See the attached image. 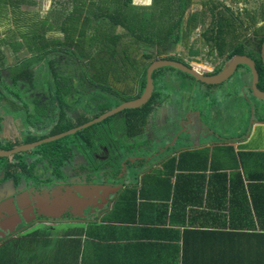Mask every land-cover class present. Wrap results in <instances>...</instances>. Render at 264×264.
Segmentation results:
<instances>
[{
  "label": "crops",
  "instance_id": "obj_1",
  "mask_svg": "<svg viewBox=\"0 0 264 264\" xmlns=\"http://www.w3.org/2000/svg\"><path fill=\"white\" fill-rule=\"evenodd\" d=\"M228 1L244 7L249 0ZM207 3L0 0V46H4L0 50V72H4L1 80L13 79L12 67L17 65L25 66L26 79H37V75L42 78L39 71L51 75L61 64L58 50L55 52L57 42L63 39L61 45L69 44L68 38L86 39V46L90 42L91 47L101 44L103 50H114L115 60L119 55L124 61L123 70L137 71L142 69L137 65L144 67L151 56V61H157L180 53L178 42L185 25L193 29L199 17L210 14ZM169 8L172 15H168ZM192 14H197L196 21L189 24ZM155 18L166 24L164 34L153 29ZM144 19L153 40L150 48L132 34L134 24ZM43 22L51 26L44 31L39 25L29 27ZM55 23L59 24L56 33ZM100 40H114L116 46L110 49L106 41ZM166 40L171 43L167 45ZM182 57L187 60L186 54ZM214 63L212 58L210 67ZM165 80L157 83L159 95L186 93L197 99L182 103L186 109L172 119V102L162 101L157 105L162 111L147 118L139 130L134 129L137 144L142 146L176 118L165 137L170 143L164 148L169 145L171 154L166 172L153 171L163 166H146V174L137 175L120 194L122 205L95 210L93 219L77 228L63 226L28 234L21 241L32 246L21 245L19 258H0V264H264V131L259 133L264 129V109L250 90L251 73L250 77L245 74L237 86L239 90L244 88L238 96L247 101L250 115L234 130L222 128L218 119L214 120L220 114L225 119L231 117L224 99L203 93V89L214 86L170 73ZM191 90H195L194 95ZM234 92L227 90V95L233 96ZM253 120H257L259 129L251 139L247 132ZM166 140L154 141L159 144ZM139 150L136 155L140 160L147 158V148ZM114 212L115 217H108ZM127 213L132 216L130 220Z\"/></svg>",
  "mask_w": 264,
  "mask_h": 264
},
{
  "label": "flooded vegetation",
  "instance_id": "obj_2",
  "mask_svg": "<svg viewBox=\"0 0 264 264\" xmlns=\"http://www.w3.org/2000/svg\"><path fill=\"white\" fill-rule=\"evenodd\" d=\"M207 2L211 13L199 17L197 23L200 25L197 24L193 29L185 25L178 42L180 53L157 61L176 62L211 76L219 74L234 56L244 55L264 74V0H249L244 7L231 4L228 0ZM207 28L211 30L204 35ZM193 35H199L200 38L193 39ZM77 41L82 45H68L76 47L79 52L77 55H82L78 62L68 60L66 52L58 50L60 67L50 72L51 75L41 74V80L39 75L37 79H26V68L23 65L12 67L13 79L1 80L0 77V151L20 149L0 157V248L12 242L19 243L26 235L37 234L40 229L49 231L59 226L70 229L90 222L93 219L91 213L95 210H105L120 204V194L133 183H128L130 174L126 173L127 169L130 172L142 165L158 168L171 159L169 145L164 148L170 139L168 141L164 138L167 143H162V139L159 144L156 143L157 146L150 144L160 140L155 132V138L141 146L135 143V133L129 124L123 133L109 122V118L116 121L117 118H123L129 123V115L131 118L134 115L129 110L107 117L62 139L45 141L77 129L123 102L140 97L144 91L147 70L156 62L151 61V56L150 62L143 64L144 67L137 65L142 68L137 71L115 70L116 65L122 68L121 64L111 60L105 62L101 44L91 47L90 42L88 46L84 45L86 40ZM3 48L0 46V50ZM232 53L234 55L230 57ZM184 54L187 60L182 57ZM91 56L96 57L95 62ZM212 58L215 63L210 67ZM169 69L153 72V90L147 103L153 99V93L158 94L157 83L166 81L169 74L166 71ZM83 71L97 79L87 84L81 75ZM3 73L1 71L0 76ZM244 73L248 75L251 72L244 66H238L236 73L227 82L202 91L210 97L213 95L208 92L222 87L221 96L226 97L227 90L231 91L225 85L236 76L244 77ZM183 75H180L181 78L187 81L200 83ZM118 76L122 77L121 81L116 79ZM36 81H40L38 89ZM260 84L259 80L258 89L264 93ZM48 87L50 90L47 91ZM51 89L54 95H51ZM191 92L195 94V90ZM83 97L85 105L80 106ZM165 97L158 94L154 105L167 101ZM174 106H171V111ZM29 107L38 109L37 113L30 115ZM159 109L156 106L152 112L157 114L162 111ZM24 117H31L35 127L29 126ZM82 120L84 122L79 123ZM253 121L247 132L251 139L259 129L255 124L257 120ZM261 121L264 124V119ZM262 131L264 129L261 128L259 133ZM41 141L44 143L29 147ZM141 148H147V158L144 157V160L136 155ZM75 180L86 183V186L68 184ZM88 182H93V185L87 186ZM74 187L88 195L93 193V199H89L88 195L85 198L76 197L72 193Z\"/></svg>",
  "mask_w": 264,
  "mask_h": 264
},
{
  "label": "rangeland",
  "instance_id": "obj_3",
  "mask_svg": "<svg viewBox=\"0 0 264 264\" xmlns=\"http://www.w3.org/2000/svg\"><path fill=\"white\" fill-rule=\"evenodd\" d=\"M57 14V13H56ZM168 15H172V13L170 12V8H169V14ZM134 22V21H133ZM36 25H39L41 27V30H45L46 28L48 29L50 26H51V23H46V22H43L41 24H29V27H33V26H36ZM164 25H166L162 20L158 19V18H155V23H154V26H153V29L156 31H160L161 33L164 34ZM58 26L59 24H56L54 25L53 27V31L56 33L58 31ZM147 22H146V19H144L143 21L141 20V22H137L134 24V28H133V31H132V34L138 38H141L142 39V42L144 45H146L147 47H152L153 45V40L151 38H149V34L147 32ZM137 28H141L139 31L137 30ZM167 34V33H166ZM81 41L83 40H86V39H79ZM95 40V39H93ZM59 42H57L58 44V49L55 50V52H57V50H60L61 52H66L67 54V58L68 60L70 61H75L76 63L78 62V58L82 55H77L79 54L78 50L76 47H72V46H69L68 44L66 46H62L60 41L61 42H65V40L63 39H60L58 40ZM88 41H91V39H88ZM173 41V40H172ZM66 42H68L69 44L71 43H78L79 42L75 39V38H68L66 40ZM166 43L167 45H169L171 43V40H166ZM156 44H158V40H156ZM103 54L106 58L105 62H108L109 60H113V62H115V64H118V63H123L124 61H122V58H120L119 55H116V57L118 58V61L115 60V51L114 50H103ZM91 60L93 62L96 61V57H92L91 56ZM107 65H104V67H106ZM122 66V65H121ZM124 67V66H123ZM123 67L121 68L120 66L116 65V68L115 70H120V71H125V69L123 70ZM40 70V69H39ZM80 73H81V70H80ZM170 74L172 75H177V76H180V75H183L182 73H179V72H174V71H170L169 72ZM37 74H42V72H37ZM83 77H84V80H86L87 84H91L92 81L96 80L97 78L95 76H92V75H89L88 73L86 74L84 71L82 72L81 74ZM184 76V75H183ZM248 76L250 77V74H248ZM181 77V76H180ZM117 80L121 81L122 80V77H116ZM40 80H41V77H40ZM244 81V77H241V76H236L229 84H226L225 86L229 88V91H236L234 92V95L233 96H226V97H222L221 94H222V87H219L216 91L214 92H208V94L210 95H213V96H218V98H220L221 100H225L226 103H225V106L228 108V111L230 113V118H227L225 119L221 114L217 117L218 119V124L220 127L222 128H225V129H228V130H234L235 128H238L242 125V123L244 122V120L250 115V106L248 105L247 101H245L243 98L239 97V93L241 92H244V88L242 87L240 90L238 89L237 86H239V83L243 82ZM40 84V81H36V88L38 89V85ZM47 91L50 90V88L48 87V89H46ZM238 90V91H237ZM54 91L53 89H51V95H54ZM220 95V96H219ZM166 100L167 101H171L172 102V105L173 104L175 105L174 108L172 109L171 111V119L178 113H180L181 111H184L186 108L185 106L182 105L183 104H186L188 102H192L194 100H197L196 97H189V95H187L186 93H184V95L181 94H171V93H168L166 94ZM81 103H80V106H84L85 105V100H84V97L80 100ZM177 101H180L177 103ZM262 104V107L264 109V103H260ZM157 105H154L152 110L156 107ZM171 106H169V109L171 110ZM152 110L150 111V113L147 115L144 123H146V120L147 118L149 119L151 117V112ZM38 109H31L29 107V114L30 115H34L35 113H37ZM242 114V116L239 117V115ZM24 119L26 121H28V125L31 126L32 128L35 127V122L32 120L31 117H28L27 119L24 117ZM109 122L111 124H113L114 128H117L120 132H126L127 131V127H128V124L130 125V128L132 129V132L135 133L134 129L135 128H138V130L142 127V124L140 127H136L134 126L133 124V121H128L126 119H123V118H117V121L116 119L114 118H109L108 119ZM252 122V121H251ZM97 126V125H96ZM92 128V127H90ZM111 129H113V127H111ZM170 129H167V134H168V131ZM227 131V130H225ZM157 134H158V131H157ZM167 134L165 135H162L160 136V140H162L163 138H165L167 136ZM136 137V136H135ZM138 142V139L136 138L135 139V143ZM150 144H154L157 146L156 143L154 142H150ZM243 148V147H241ZM250 163V162H249ZM146 167V166H145ZM163 167L159 168V169H154L153 171L154 172H157L158 170L162 169ZM151 171V172H153ZM160 172V171H158ZM161 173H165V172H161ZM137 176V173L135 171L131 172L130 175H129V182L128 183H131L134 178ZM132 184V183H131ZM127 194L125 193L123 195V197H125ZM116 214L115 212L111 215H108V217H115ZM23 244H26L27 246H32L31 244L27 243L26 240H23V241H20L19 243H9L7 244L5 247H2L0 248V258H12V255H13V258H19V254H20V248H21V245Z\"/></svg>",
  "mask_w": 264,
  "mask_h": 264
},
{
  "label": "water",
  "instance_id": "obj_4",
  "mask_svg": "<svg viewBox=\"0 0 264 264\" xmlns=\"http://www.w3.org/2000/svg\"><path fill=\"white\" fill-rule=\"evenodd\" d=\"M263 53H264V51H263ZM238 66H244V67L249 69V71L251 72V75H252V79H253L252 86H251L250 90L252 91L253 96L256 99H258L260 101H264V93L260 92L259 89H258V84H259L258 71H257V69L255 67L254 62L252 60H250V58L247 57V56H244V55L235 56L233 58V60H231L227 64V66L224 68V70L221 73H219L216 76H211V77L210 76H205L203 74V71L190 70V69L186 68L185 66H183V65H181L179 63H176V62L156 61L153 64H151L150 67L147 70L144 91L140 95V97H138L135 100H130V101L123 102L120 106H118L116 108H113V109L107 111L106 113H103L98 118L93 119L92 121H90V122H88L86 124H83L81 127L77 128V129H74V130H71L68 133H63V134H61L59 136H56L53 139L45 140V141H53V140L62 139L64 137L68 136V135L74 134L76 131H80V130H82V129L90 126V125H93L95 123H99L102 120L106 119L107 117H111V116H113L115 114H118L120 112H123L125 110L141 108L143 105H145L147 103L148 99L150 98L151 92L153 90V82H152L151 76H152L153 72L156 71V70L163 69V68L174 69V70H176V71H178L180 73H183L185 75H188V76L192 77L194 80L202 83L203 85L219 86V85L227 82L236 73V70H237ZM152 115H154V112H151V116ZM175 121H176V118L172 122H170V124H169V126L167 128H162L161 130H158V135L159 136H162L164 134L166 135L167 134V129H170L171 127H173L175 125V123H176ZM183 131H184L185 134H191L190 130H183ZM178 134L179 133L177 132L176 136ZM43 143H44V141H41V142L35 143V144H33V145L29 146V147H34V146H37V145H40V144H43ZM16 151H20V149L18 148V149H13L11 151H0V157H1V155H6V154H9V153H12V152H16ZM136 151L138 152V150H136ZM133 171H135L137 173V175H142V174H146L145 172L147 171V169H146V167H143V166H140V167L136 166L133 169ZM126 173L127 174L130 173L128 169L126 170ZM83 182H85V181H83ZM93 182H88L87 186L93 185ZM68 184L69 185L72 184L75 187H80V186H83V185L86 186V183H81V181L79 182V180H77V181L75 180L74 182H69ZM75 187L72 188V193L75 194L76 197L85 198V195H88L85 192L83 193L81 191V189H78V188H75ZM89 188L93 189L94 187H89ZM92 194L93 193L88 195V198L91 199V200L94 197ZM111 196H113V195H111ZM0 200H2V199L0 198ZM5 201H7V200H5ZM91 214L94 215V212H92ZM62 227L63 226H59V227H57V229H62Z\"/></svg>",
  "mask_w": 264,
  "mask_h": 264
},
{
  "label": "trees",
  "instance_id": "obj_5",
  "mask_svg": "<svg viewBox=\"0 0 264 264\" xmlns=\"http://www.w3.org/2000/svg\"><path fill=\"white\" fill-rule=\"evenodd\" d=\"M187 2H189V0H187ZM188 6L189 5H187V8H188ZM208 13H211V9L210 8H208L207 7V10H206ZM202 14H204V12L202 13ZM220 14H224V13H221L220 12ZM196 16H197V14H192L190 17H189V19H188V23L189 24H191V23H195V21H196ZM190 29V28H189ZM208 29H210V28H208ZM208 30L206 29V31L204 32V35H205V33L207 32ZM103 41H106L108 44H109V48L110 49H114L115 48V46H116V41H114V40H100V42L102 43ZM234 54L232 53L231 54V56L230 57H232ZM170 70H172V71H175V70H173V69H169V71ZM257 71H258V74H259V80L261 81V84H260V89L262 90V91H264V74H263V72L261 71V69L258 67V69H257ZM176 72V71H175ZM157 98H158V94L157 93H153V99L152 100H150L146 105H144L143 107H141V108H139V109H135V110H129L128 112H132L134 115H133V118H131V116L129 115V119H130V121L132 122L133 121V124H134V126H136V127H140L143 123H144V121H145V119H146V117H147V115L150 113V111L152 110V108H153V105L156 103V100H157ZM107 107V106H106ZM82 122H84V120H82L81 122H79V123H82ZM168 165H170V163H168L167 165H166V163H165V165H163V168L162 169H160V170H158V171H160V173L161 172H166V170H167V167L166 166H168ZM133 198V197H132ZM119 205H122V203H120ZM114 207H116V206H114ZM128 214V213H127ZM128 216H129V220H130V217L132 218V216L130 215V214H128Z\"/></svg>",
  "mask_w": 264,
  "mask_h": 264
}]
</instances>
